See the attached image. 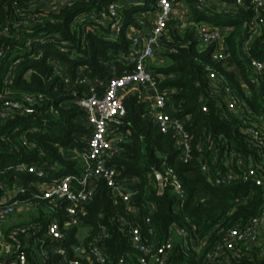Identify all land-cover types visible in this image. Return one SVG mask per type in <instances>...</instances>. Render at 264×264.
<instances>
[{"label": "trees", "instance_id": "1", "mask_svg": "<svg viewBox=\"0 0 264 264\" xmlns=\"http://www.w3.org/2000/svg\"><path fill=\"white\" fill-rule=\"evenodd\" d=\"M28 1L0 0L1 23L12 18L15 25L20 20L29 25L25 30H21L22 24L14 27L21 34L18 42L7 37L2 39V46L10 45L11 48L1 60L0 71L5 73L8 66H13L17 60L30 67L29 74L21 69L17 75L13 66V82L8 89L12 98L23 105H31L22 102L24 96L34 97L31 114H15L0 124V181L8 185L12 181L11 170L21 163L43 166L49 178L79 174L82 160H75L72 156L75 150H79L77 154L81 158L90 129L85 124L84 112L74 105V100L86 93V84H104L110 78L132 70L129 61L131 40L126 28L115 35L109 29L91 23L76 24V18L98 12L108 0H73L57 12L31 9ZM136 1L143 4L122 10L125 26L136 27L135 14L155 11V0ZM171 1L176 9L180 4L186 5L191 23L203 19L195 11L196 0ZM226 17L232 29L223 38L227 54L225 63L215 58L214 45L198 48L191 23L180 31L173 17L148 64V69L158 80V89L169 92L172 116L181 119L189 115L186 128L192 138L191 160L183 162L172 135L158 132L151 118L146 116L149 104L139 94L141 86L128 90L124 96L125 116L119 124L113 125L112 130L124 136L125 140L120 153L111 159L110 164L118 172V181L125 178L134 180L133 194L125 204L113 200L111 191L102 182H97L92 198L84 204L87 212L85 222L90 228L85 242L96 237L99 227H106L108 236L101 239L99 246L108 257L109 264H117L122 256L129 263L138 264L135 250L119 223L120 218L126 222L124 229L128 224H134L139 227L143 239L154 244L162 243L172 226L184 228L188 237L184 239L174 234L167 264H264V252L261 251L264 236L261 246L239 247L240 259L229 252L213 261L205 257L215 244L223 243L226 230L247 223L259 216L264 208V193L260 187L241 180L216 187L206 180L195 149L196 145H203L208 159V137L216 141L222 134L245 155L253 154L239 135L237 119H222L209 97L211 84L208 72L224 76L232 87L237 86L236 72L242 80L246 79V59L241 45L246 39L247 18ZM27 37L32 39L29 48L25 46ZM263 37L254 38L250 49L251 57L262 62ZM66 78L67 83L64 82ZM82 79L86 84L79 83ZM95 88L101 91L103 86L95 85ZM200 97L207 100L209 110L206 113L200 110ZM249 103L257 107L253 96ZM57 167H61L60 172L55 171ZM167 167L177 175L186 193L184 199H180L167 185L159 192L155 174L164 176ZM18 179L27 188L33 177L21 175ZM27 196H30L29 189L22 198ZM44 208L51 207L41 202L37 208L39 218L32 217L29 222L42 225L39 236L47 241ZM147 218L151 234L145 223ZM74 232L76 229L68 230L71 238ZM26 252L28 264H42L29 249Z\"/></svg>", "mask_w": 264, "mask_h": 264}, {"label": "built area", "instance_id": "2", "mask_svg": "<svg viewBox=\"0 0 264 264\" xmlns=\"http://www.w3.org/2000/svg\"><path fill=\"white\" fill-rule=\"evenodd\" d=\"M72 1L29 0L28 6L31 9L57 12ZM141 4L143 3L136 0H108L98 12L83 14L76 18V24L91 23L97 27H105L115 35L121 33L123 28L131 30L127 36L131 40L129 61L132 70L121 76L112 77L104 84L101 82L86 84L85 79L79 81L87 85V90L74 100V105L84 112L85 124L90 129L86 148L81 156L79 174L68 173L49 178L43 166L21 163L11 170V185L0 181V264H28L26 249H29L42 264H109L108 257L99 246L101 239L108 236L106 227H99L96 237L85 242L90 228L85 222L87 212L84 204L93 196L96 186L92 187V182L95 184L102 182L111 191L113 200L125 204L133 194L134 180L125 178L118 181V172L110 164L111 159L120 153L125 140V137L112 130V127L119 124L125 116L123 99L128 90H133L137 86H141L145 94L151 89L154 90V94L150 95L146 116L151 118L158 132L172 135L174 145L179 151V158L183 162L191 160L192 138L186 128L189 115L181 119L172 116L168 104L169 92L158 89V80L148 69L159 38L167 31L168 22L175 17V8L171 0H155V11L151 21L147 19L148 12H141L134 16L136 27L125 26L122 10ZM195 11L199 14L209 12L247 18L246 39L241 45L242 55L246 59L244 64L246 79L242 80L236 72L237 86L232 87L224 76L208 72V80L211 84L209 97L221 118L224 120L236 118L239 135L243 137L247 147L253 150V154L245 155L239 150L241 148L237 149L233 142L222 134L217 136L216 141L208 137L206 147L209 151L208 159L205 158L206 151L203 145L195 146L201 173L216 187L228 186L241 180L260 187L264 193V62L250 55L252 40L264 36V0H196ZM176 21L179 30L183 31L191 23V18L183 15ZM229 22L221 26L208 23L206 25L201 20L191 23L198 45L202 47L214 45V56L223 63L227 61L223 38L232 29ZM14 23L12 18L6 19L4 23L0 22V64L11 48L10 45L2 46V39L7 37L18 42L21 34L20 31H15L14 27L21 24V30L29 27L21 20L16 25ZM11 30L14 31L10 35ZM144 30H148V33ZM25 39V46L29 48L32 39L28 37ZM13 63L15 68L20 64L26 74L31 72V68L20 60ZM13 66H8L5 73L0 71V124L13 118L15 114L25 115L33 112L31 105L34 97L22 98V102L31 104L28 106L14 100L10 95L8 86L13 82ZM64 82L67 83L68 79L66 78ZM94 84L103 86L102 90L97 91ZM252 96L257 105L255 108L249 103ZM199 103L201 112H208L206 98L200 97ZM21 175L33 177L27 188L19 182L18 178ZM162 178L163 187L169 186L180 199L186 197L172 168L167 167ZM27 189L30 196L22 198L26 196ZM41 202H46L51 207L43 209L47 241L39 236L42 225L29 222L32 217L39 218L37 208ZM119 223L135 250V260L138 264H167L173 248L174 234L184 239L188 237V232L184 228L172 226L169 236L162 243L154 244L143 239L138 226L128 224L124 229L126 222L123 218L119 219ZM145 223L151 234L152 228L148 218ZM70 229H76L72 238L68 234ZM263 236L264 208L259 216L251 218L247 223L237 224L226 230L223 243L215 244L205 257L213 261L229 252L234 258L240 259L242 254L239 247L261 246ZM261 251L264 252V248ZM117 264L131 263L122 256Z\"/></svg>", "mask_w": 264, "mask_h": 264}, {"label": "rangeland", "instance_id": "3", "mask_svg": "<svg viewBox=\"0 0 264 264\" xmlns=\"http://www.w3.org/2000/svg\"><path fill=\"white\" fill-rule=\"evenodd\" d=\"M187 12H188V10H187L186 5L180 4L178 9L175 8V11H174L175 18L178 20L179 18L183 17V15L187 16ZM152 13L151 12L147 13V19L151 18L150 14H152ZM199 16L204 19V20H201L204 24L208 23L210 25L212 24V25L221 26L223 24L228 23V21H229L226 16H224V15H216L215 13L207 12V13H204V14H199ZM176 23H177V21H176ZM208 24H206V25H208ZM198 48H200V46ZM155 63H157V61H155ZM160 64L161 63H159L158 65H160ZM21 69H22V66L19 64L17 66L16 70H15V73L18 75L20 73ZM75 152L76 153H73L72 158L75 159V160H81V158L77 154L78 152L80 153V151L79 150H75ZM60 170H61V167H57L55 169L56 172H60Z\"/></svg>", "mask_w": 264, "mask_h": 264}, {"label": "water", "instance_id": "4", "mask_svg": "<svg viewBox=\"0 0 264 264\" xmlns=\"http://www.w3.org/2000/svg\"><path fill=\"white\" fill-rule=\"evenodd\" d=\"M124 1V0H123ZM145 33H148V30H144ZM148 94H154V90H149L148 91ZM155 177H156V180H157V183H158V186H159V191L162 192L163 191V178L162 176L159 174V173H156L155 174ZM91 186L92 187H95L96 184L94 182L91 183Z\"/></svg>", "mask_w": 264, "mask_h": 264}, {"label": "crops", "instance_id": "5", "mask_svg": "<svg viewBox=\"0 0 264 264\" xmlns=\"http://www.w3.org/2000/svg\"><path fill=\"white\" fill-rule=\"evenodd\" d=\"M148 13H150V12H148ZM150 15H151V16H150V17H151V18H150V21H151L152 18H153V15H154V14L152 13V14H150ZM146 16H147V14H146ZM150 21H149V22H150ZM129 32H131V30L128 29V30H127V35L129 34ZM139 94H140V96H142V97H143L148 103H150V95H151V94H148V93L145 94V93H143V92H140Z\"/></svg>", "mask_w": 264, "mask_h": 264}]
</instances>
